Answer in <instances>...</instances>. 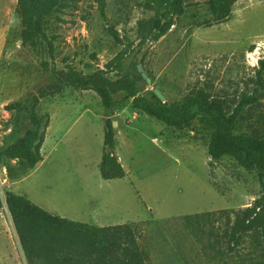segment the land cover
<instances>
[{
	"label": "rangeland",
	"instance_id": "1",
	"mask_svg": "<svg viewBox=\"0 0 264 264\" xmlns=\"http://www.w3.org/2000/svg\"><path fill=\"white\" fill-rule=\"evenodd\" d=\"M105 1V17L99 0H81L60 14L52 61L21 39L18 0H0V147L12 129L14 113L8 106L38 94L50 82V67L104 68L125 48L112 28L125 43L139 42L138 22L154 12L137 3ZM143 56L153 76L147 89L160 90L165 101L177 104L206 88L235 106L243 93H252L264 58V0H239L221 21L203 7L191 8L136 60ZM39 108L50 117L41 164L19 179L15 167L9 174L0 164V264H28L6 203L9 190L71 220L136 226L146 264H236V252L217 244V235L228 215L260 196V181L255 169L233 158L213 160L211 132L198 120L177 131L134 109L123 94L106 110L96 93L73 88L42 100ZM244 113L241 131L262 130L264 98ZM107 119L116 129L114 151L124 178L101 176ZM9 163L14 166L16 160Z\"/></svg>",
	"mask_w": 264,
	"mask_h": 264
},
{
	"label": "trees",
	"instance_id": "2",
	"mask_svg": "<svg viewBox=\"0 0 264 264\" xmlns=\"http://www.w3.org/2000/svg\"><path fill=\"white\" fill-rule=\"evenodd\" d=\"M81 0H18L17 12L22 20L21 39L42 59L54 61L60 14ZM119 5H142L154 16L138 22L137 44L120 38L113 28L111 35L122 45L104 68L88 65L87 72L72 65L66 69L50 67V82L38 94L12 102L14 118L11 132L0 147V164H6L15 178L23 177L43 161L41 149L50 117L40 113V103L61 95L66 89L93 91L106 110L123 94L133 108L157 119L169 128L183 131L198 120L211 132L209 154L218 161L233 158L239 164L256 170L261 186L260 196L250 205L228 215L216 243L226 244L236 252V264H264V127L262 130L241 131L245 110L264 98V58L256 68L252 93H243L231 106L228 99L212 95L200 88L180 103L162 101L147 89L152 73L145 65V56L138 53L150 42H158L191 8L203 7L216 20L228 18L239 0H116ZM106 1L99 0L106 16ZM47 61L45 64L47 65ZM142 66V71L139 69ZM116 74L113 78L111 75ZM105 152L100 163L101 176L124 178L125 170L115 154L116 129L113 121H105ZM16 160L11 166L10 161ZM12 177V175H11ZM6 203L28 264H146L147 254L141 248L138 228L131 224L96 226L53 214L28 197L13 191L5 193ZM1 202V196H0ZM219 249V248H218ZM219 251L223 253L221 246Z\"/></svg>",
	"mask_w": 264,
	"mask_h": 264
},
{
	"label": "water",
	"instance_id": "3",
	"mask_svg": "<svg viewBox=\"0 0 264 264\" xmlns=\"http://www.w3.org/2000/svg\"><path fill=\"white\" fill-rule=\"evenodd\" d=\"M139 69L142 71V67L139 65ZM143 76L144 78H146L148 80V82H150V79L148 78L147 74L145 72H143ZM155 94L162 100L165 101V95L158 89H154ZM41 162H38L37 165H40Z\"/></svg>",
	"mask_w": 264,
	"mask_h": 264
}]
</instances>
